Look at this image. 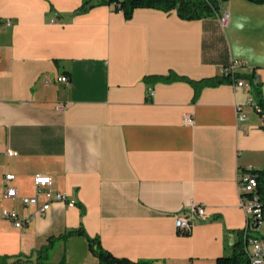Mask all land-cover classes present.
<instances>
[{
    "label": "crops",
    "instance_id": "1",
    "mask_svg": "<svg viewBox=\"0 0 264 264\" xmlns=\"http://www.w3.org/2000/svg\"><path fill=\"white\" fill-rule=\"evenodd\" d=\"M83 1L0 0V208L33 212L20 197L34 194L35 173L76 201L53 202L21 228L0 219V264H98L85 236L57 239L79 227L133 262L215 261L244 240L237 178L264 168V118L232 80H199L239 61L264 102V4L227 0L224 27L155 8L126 19L111 4L81 10ZM171 71L193 82L154 76ZM7 173L16 198L3 197ZM192 203L209 217L179 234L175 215Z\"/></svg>",
    "mask_w": 264,
    "mask_h": 264
},
{
    "label": "built area",
    "instance_id": "2",
    "mask_svg": "<svg viewBox=\"0 0 264 264\" xmlns=\"http://www.w3.org/2000/svg\"><path fill=\"white\" fill-rule=\"evenodd\" d=\"M229 13L223 8L218 14V20L222 26H227L229 23ZM53 21V20H52ZM12 24L10 19L5 20V25L10 26ZM244 65L239 61L232 60L229 64L224 65L220 69V75L228 76L236 87H242L249 91L247 102L251 104L256 112L259 113L260 107L253 100L251 95V86L248 80L239 77L242 72L241 69ZM58 82H68L66 76H58L56 78ZM48 82V80H46ZM153 91L149 87L147 89V96L152 97ZM67 107V102H61L57 105L58 111H64ZM184 122L193 123V119L190 115L184 114ZM236 119L238 124L245 120V114L241 110V105H236ZM7 155H16L15 151L8 150ZM253 169V167H248ZM5 188L3 197L4 198H16L18 196L15 187L9 185L14 180V174L7 173L4 175ZM238 190L240 206L246 213V231L244 240H246L247 246H251V252L247 253L249 264H264V207L259 196L255 192L257 187V179L254 175L249 172H240L238 174ZM53 183L52 178L49 175L42 173H35L33 175V184L35 192L33 195L21 196L20 201L24 206H33L34 211L28 213L25 216H19L18 212L13 209L0 208V219L8 220L14 227L21 228L28 225L31 219L37 215H43L51 206L53 202L64 203L67 206L76 205L74 199L69 198L65 194L55 191L51 188ZM44 200L40 202V198ZM206 208L203 204L192 203L186 209L178 211L175 215L174 225L179 234H188L200 220L208 219Z\"/></svg>",
    "mask_w": 264,
    "mask_h": 264
},
{
    "label": "trees",
    "instance_id": "3",
    "mask_svg": "<svg viewBox=\"0 0 264 264\" xmlns=\"http://www.w3.org/2000/svg\"><path fill=\"white\" fill-rule=\"evenodd\" d=\"M226 1L227 0H96V2H93L92 0H84L80 9L83 10L100 4H111L113 5L115 11L121 12L126 19H129L136 8H155L164 12L175 10L177 16L185 20H199L218 16L221 7ZM247 1L255 4H264V0ZM154 76L163 78L167 81L174 79H184L188 80L189 82H193L192 79L186 78L183 75H178L173 71H171L168 75ZM241 77L245 78L250 83L252 98H254L255 102L259 105V114L264 118V102L261 99L259 85L254 81L253 73L242 74ZM228 80H231L228 76L221 75L216 78L202 79L199 81L202 84L215 85ZM242 172H249L256 177L257 187L255 192L259 196L264 207V168L246 169ZM73 235H82L87 238L89 250L98 259V264H151L147 261L133 262L126 258L115 257L108 251L102 249L98 244V238L88 236L82 227L71 229L58 236L57 239L61 240ZM52 241L53 239H50L49 244ZM49 244L42 248V252L38 253V260L47 258V254L50 250ZM246 248V240L240 238L233 245L231 252L220 254L215 258V264H249ZM4 260L5 257H0V261Z\"/></svg>",
    "mask_w": 264,
    "mask_h": 264
},
{
    "label": "rangeland",
    "instance_id": "4",
    "mask_svg": "<svg viewBox=\"0 0 264 264\" xmlns=\"http://www.w3.org/2000/svg\"><path fill=\"white\" fill-rule=\"evenodd\" d=\"M251 250H252V248H251V246H247V248H246V252L247 253H249V252H251ZM230 252V251H229ZM227 253V252H226ZM54 254V251L52 252V255ZM194 260V262H193V264H215V261H210V260H202V259H200V258H197V259H193ZM191 261H188V262H183V263H181V264H189Z\"/></svg>",
    "mask_w": 264,
    "mask_h": 264
}]
</instances>
